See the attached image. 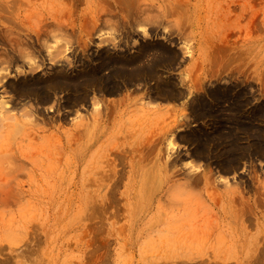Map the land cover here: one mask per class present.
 <instances>
[{
  "label": "rangeland",
  "instance_id": "374dc122",
  "mask_svg": "<svg viewBox=\"0 0 264 264\" xmlns=\"http://www.w3.org/2000/svg\"><path fill=\"white\" fill-rule=\"evenodd\" d=\"M2 54L0 264H264V0H0Z\"/></svg>",
  "mask_w": 264,
  "mask_h": 264
},
{
  "label": "bare ground",
  "instance_id": "6f19581e",
  "mask_svg": "<svg viewBox=\"0 0 264 264\" xmlns=\"http://www.w3.org/2000/svg\"><path fill=\"white\" fill-rule=\"evenodd\" d=\"M38 33H39V32H38ZM36 36H37V35H36ZM15 40H16V39H15ZM12 41H13V40H12ZM12 41H10V42H12ZM13 42H14V41H13ZM13 42H12V43H13ZM17 42H18V41H17ZM17 42H16V43L14 42L13 44L21 46L22 43H20V42L17 43ZM1 44H2V43H1ZM22 45H23V44H22ZM19 46H18V49H17V50H19ZM13 47H14L13 45H10V52H12V50H13L12 48H13ZM15 48H17V46H16ZM3 50H4V49H3ZM15 50H16V49H15ZM20 50H21V52H18V53H20L21 56H22V54H23V56H26V55H24V53L22 52V48H21V47H20ZM14 53H15V52H14ZM20 55L18 54L19 57H20ZM4 57H7V55H6V56H5L4 54L0 55V65L3 66V64H5V63L7 62L6 64H8L9 67L16 66V61H17L18 59H16V60H12V59H13V58H12V59H10V60H6ZM4 62H5V63H4ZM124 62H125V61H124ZM30 64L33 65L32 60H31ZM122 64H123V66H125L124 63H122ZM122 64H121V65H122ZM127 65H128V64H126V66H127ZM6 66H7V65H6ZM0 67H1V66H0ZM127 67H128V66H127ZM152 67H153V66H152ZM1 68H4V66L1 67ZM121 68H122V67H121ZM123 68H124V67H123ZM123 68H122V69H123ZM126 69H127V68H126ZM150 69H151V67H150ZM153 69H155V68H153ZM130 70H131V69H130ZM148 70H149V69H148ZM148 70H147V71H148ZM139 71H140V70H138V72H139ZM153 71H155V70H153ZM131 72H132V71H131ZM135 72H136V70H134V73H135ZM149 72H152V71H148V73H149ZM125 73H126V72H125ZM139 73H140V72H139ZM143 73H144V72H143ZM153 73H154V72H153ZM131 74H132V73H131ZM140 74H141V73H140ZM150 74L155 76L156 73H154V74L149 73V75H150ZM26 75H27V76H26V79L23 80L24 83H23V86H22V88H21L22 90H23V89L25 90V91H24V92H25V95H27V94L29 95V94H31V93L34 94L35 92H36V94H40V93H42L41 90L43 89V87H42V89H40V88H41L40 85L38 86L37 83L35 82L36 80L34 81V78H33L34 76L28 77L29 75H28V74H26ZM110 75H111V74H110ZM145 75H146V73H145ZM145 75H143V76H145ZM149 75H148V76H149ZM151 75H150V76H151ZM97 76H98V75H97ZM108 76H109V75H108ZM125 76H126V74H125ZM129 76H130V75H129ZM146 76H147V75H146ZM154 76H153V77H154ZM99 77H101V76H99ZM113 77H115V76H113ZM113 77H112V78H113ZM126 77H127V76H126ZM138 77H139V75H138ZM101 78H102V77H101ZM104 78H105V77H104ZM104 78H102V79H104ZM139 78L141 79V76H140ZM149 78H150V77H149ZM96 79H97V78H96ZM110 79H111V78H110ZM110 79H108V80H110ZM118 79H119V78H118ZM122 79H123V78H122ZM124 79H125V78H124ZM124 79H123V80H124ZM132 79H133V78H132ZM134 79H137V77L135 76ZM145 79H146V78H145ZM53 80H54V79H53ZM111 80H112V79H111ZM39 81H40V80H39ZM97 81H99V80H97ZM102 81H103V80H102ZM105 81H107V79H106ZM113 81H114V78H113ZM125 81H126V80H125ZM37 82H38V81H37ZM114 82H115V81H114ZM129 82H130V81H129ZM131 82H132V81H131ZM131 82H130V83H131ZM99 83H100V82H99ZM105 83H107V82H105ZM105 83H103V84L105 85ZM108 83H109V81H108ZM118 83H121V82H118ZM124 83H127V82H124ZM39 84H40V82H39ZM54 84H55V83H54ZM57 84H58V83H57ZM96 84H98V82H97ZM100 84H101V83H100ZM115 84H116V83H115ZM108 85H109V84H107V86H108ZM120 85H121V84H120ZM122 85H123V82H122ZM126 85H127V84H126ZM19 86H20V85H19ZM54 86H56V85H54ZM102 86H103V85H102ZM111 86H112V85H111ZM114 86H116V85H114ZM20 87H21V86H20ZM117 87H118V85H117ZM111 88H113V87H111ZM114 88H115V87H114ZM114 88H113V89H114ZM22 90H21V91H22ZM110 90H111V89H109V91H110ZM114 90H115V89H114ZM116 91H117V90H116ZM45 94H48V93H46V91H45ZM244 95H245V94H244ZM46 96H47V95H46ZM36 97H37V96H36ZM36 97H35V98H36ZM244 97H245V96H244ZM37 98H38V97H37ZM218 98H219V97H218ZM221 99H222V98H221ZM236 99H237V98H236ZM41 100H42V99H41ZM234 100H235V99H234ZM2 102H3V101H2ZM208 102H210V101H208ZM208 104H209V103H208ZM210 104H211V102H210ZM210 104H209V106H210ZM0 105H1V103H0ZM199 105H200V104H199ZM203 105H205V103H204ZM219 105H220V104H219ZM2 106H4V104H2ZM211 106H213V105H211ZM223 106H224V105H223ZM234 106H236V105H234ZM200 107H201V106H200ZM204 107H205V106H204ZM219 107H220V106H219ZM224 107H225V106H224ZM201 109H202V108H201ZM204 109H205V108H204ZM208 110H209V109H208ZM211 110H212V108H211ZM217 110H218V109H217ZM227 110H228V109H227ZM242 110H243V109H242ZM201 112H202V111H201ZM209 112H210V111H209ZM214 112H215V111H213L212 113H214ZM216 112H217V113H220V112H218V111H216ZM225 112H226V111H225ZM198 113H199V111H198ZM202 113L205 114L204 112H202ZM210 113H211V112H210ZM212 113H211V114H212ZM206 114H207V113H206ZM206 114H205V115H206ZM224 114H225V113H224ZM226 114H227V113H226ZM236 114H237V113H236ZM241 114H242V113H241ZM218 115H219V114H218ZM227 115H228V114H227ZM233 115H234V113H233ZM242 115H243V114H242ZM247 115H248V114H247ZM208 116H209V115H208ZM210 116H211V115H210ZM210 116H209V117H210ZM215 116H217V114H216ZM230 116H232V115L230 114ZM237 116H238V115H237ZM248 116H250V115H248ZM253 116H254V115H253ZM9 117H10V116H9ZM9 117H8V118H9ZM205 117H207V116H205ZM212 117H213V116H212ZM220 117L222 118L221 115H220ZM242 117H243V116H242ZM242 117H241V118H242ZM216 118H217V117H216ZM227 118H228V117H227ZM230 118H231V117H230ZM230 118H228V120H230ZM233 118H236V117H233ZM244 118H245V117H244ZM231 119H232V118H231ZM237 119H238V118H237ZM237 119H236V120H237ZM239 119H240V118H239ZM216 120H219V119H216ZM226 120H227V119H226ZM232 120H233V122H236V120H235V121H234V119H232ZM232 120H231V121H232ZM214 121H215V120H214ZM231 121H230V123H231ZM237 121L239 122V120H237ZM216 123H217V121H216ZM218 123H219V122H218ZM230 123H228V124H230ZM240 123H241V122H240ZM254 123H255V122H254ZM15 124H17V123H15ZM231 124H232V123H231ZM236 124H237V123H236ZM251 124H252V123H251ZM234 125H235V124H234ZM10 126L13 127L14 124H12V125H8V126H7V127H8V128H7V129H8V132H10V128H11ZM222 126H224V125H222ZM225 126H226V124H225ZM241 126L243 127V125H241ZM235 127H236V126H235ZM242 127H241V128H242ZM248 127H250V126H248ZM250 128H251V127H250ZM223 129H225V127H224ZM239 129H240V128H239ZM242 129H243V128H242ZM246 129H247V127H246ZM235 130H237V129H235ZM240 130H241V129H240ZM243 130H244V129H243ZM202 131H203V130H202ZM202 131H201V132H202ZM220 132H221V131H220ZM223 132H224V131H223ZM229 132L231 133L230 130H229ZM233 132H234V131H233ZM206 133H207L206 131L203 132V134H206ZM216 133H217V132H216ZM230 133H229V134H230ZM197 134H198V133H197ZM235 134H236V133H235ZM199 135L202 136V137L204 136V135H201L200 133H199ZM210 135H211V134H210ZM227 135H228V134H227ZM231 135H232V133H231ZM206 136H207V135H206ZM218 136H219V135H218ZM196 137H198V135H197ZM204 137H205V136H204ZM204 137H203V138H204ZM205 138H206V137H205ZM205 138H204V139H205ZM208 138H209V137H208ZM230 138H231V137H230ZM195 139H196V138H195ZM235 139H236V138H235ZM199 140H201V138H200ZM211 140H212V139H211ZM229 140H231V139H229ZM232 141H233V140H232ZM198 142H199V141H198ZM200 142H201V141H200ZM201 143H202V142H201ZM219 144H220V143H219ZM219 144H218V145H219ZM201 145H202V144H201ZM221 148H222V147H221ZM225 150H226V149H225ZM224 153H225V152H224ZM114 177H115V176H114ZM149 182H150V181H149ZM113 187H114V186H113ZM147 188H148V187H147ZM185 188H186V187H185ZM140 191H141V190H140ZM137 193H138V192H137ZM134 196L137 197L136 195H134ZM133 200H134V199H133ZM134 201H136V200H134ZM132 203H133V202H132Z\"/></svg>",
  "mask_w": 264,
  "mask_h": 264
}]
</instances>
